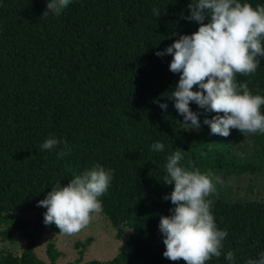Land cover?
I'll list each match as a JSON object with an SVG mask.
<instances>
[{"label":"trees","instance_id":"obj_1","mask_svg":"<svg viewBox=\"0 0 264 264\" xmlns=\"http://www.w3.org/2000/svg\"><path fill=\"white\" fill-rule=\"evenodd\" d=\"M191 3L198 0H71L59 15H42L47 0H0V241L16 243L21 231L27 239L20 256L2 252L0 264H57L62 253L54 242L47 244L49 262L35 252L45 229L61 234L55 224L45 225L43 216L30 222L13 215L46 210L38 202L52 187L66 186L96 164L112 172L99 197L100 213L122 244L112 260L84 262L92 239L77 242L80 258L67 264H185L163 256L160 217L175 207L164 199L174 190V183H164L167 157L181 151V166L218 178L256 171L255 160L242 162L203 123L216 113L190 102L201 125L192 129L169 98L181 73L170 71L172 55L156 53L198 31L200 22L188 19ZM258 60L256 72L236 74V82L264 96V57ZM50 137L61 143L42 149ZM155 142L164 150L153 151ZM207 199L217 228L228 235L221 255L206 264L259 259L264 199L221 192ZM228 251L234 254L231 262Z\"/></svg>","mask_w":264,"mask_h":264},{"label":"clouds","instance_id":"obj_2","mask_svg":"<svg viewBox=\"0 0 264 264\" xmlns=\"http://www.w3.org/2000/svg\"><path fill=\"white\" fill-rule=\"evenodd\" d=\"M71 0H47L42 15L54 12L59 15ZM189 20L200 22L198 31L181 35L157 56L172 55L169 69L181 73L174 98V107L183 116V124L192 129L200 128L198 114L190 109V102L217 115L205 118L212 134L224 137L231 129L242 134H264V96L253 94L248 83H237L236 74H254L259 66L258 57H264V5L255 8L240 0H198L189 4ZM154 14L159 16L156 9ZM210 17L208 23H204ZM194 86L199 90L194 91ZM166 109L167 104L159 105ZM223 113V115H219ZM190 122V123H189ZM61 141L48 138L42 149H52ZM67 147V142H63ZM153 151H163L164 145L155 142ZM63 157L65 153H58ZM181 151L167 157L165 184H173L170 199L175 205L171 215L161 216L159 229L163 234V256L171 261L183 260L185 264H206L213 256L219 257L223 241L228 235L217 228L211 211L212 201L207 199L215 193L219 182L211 171L186 169L180 165ZM112 172L100 164L82 175H76L66 186L57 183L38 206L46 208L45 225L55 224L59 233L74 235L86 228L94 213L102 211L99 199L108 189ZM215 181V182H214ZM226 259H234L232 251ZM246 264H264V252L259 259H249Z\"/></svg>","mask_w":264,"mask_h":264},{"label":"rangeland","instance_id":"obj_3","mask_svg":"<svg viewBox=\"0 0 264 264\" xmlns=\"http://www.w3.org/2000/svg\"><path fill=\"white\" fill-rule=\"evenodd\" d=\"M186 129L189 130V127ZM224 140L232 146V151L240 156L242 162L253 159L256 171L246 172L240 175L229 177H219V182L215 183L216 191L210 196L217 195L219 192L228 193L230 198H258L264 199V134L255 135L244 133L238 129H231L230 135ZM262 168L263 171H259ZM215 182V181H214ZM46 210H29L24 213H17L13 216L17 219H24L33 222L38 216H43ZM131 234L126 230L125 239ZM91 238L92 243L86 249L83 261L98 260L101 262L112 260L119 251L122 241L116 239V231L111 223L102 213H94L90 224L81 232L74 235L56 234L50 229H45L40 239L36 241L35 252L37 256L45 262H49L46 255L47 244L54 242L62 256L57 264H67L80 258L81 248H77V242H85ZM27 239L21 231L16 243L0 241V254L11 252L20 256Z\"/></svg>","mask_w":264,"mask_h":264}]
</instances>
